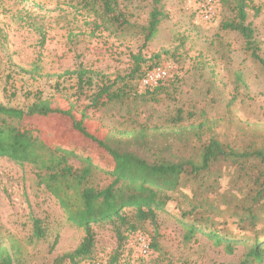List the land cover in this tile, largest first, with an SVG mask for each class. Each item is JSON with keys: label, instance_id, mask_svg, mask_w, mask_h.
Instances as JSON below:
<instances>
[{"label": "rangeland", "instance_id": "1", "mask_svg": "<svg viewBox=\"0 0 264 264\" xmlns=\"http://www.w3.org/2000/svg\"><path fill=\"white\" fill-rule=\"evenodd\" d=\"M243 2L245 24H251L258 53L264 58V0ZM237 3L217 0L216 16L206 22L195 12L192 0L121 2L119 8L128 25L121 29L109 24L113 31H105L103 27L95 29L94 23L99 24L100 19L93 0H0V105L26 112L34 94L43 99L53 97L56 106L71 109L74 119L83 121L94 137L103 139L110 134L126 141L146 131L145 143L155 148L157 156L173 161L195 156L198 144L193 129L206 122L212 134L235 148L264 145V69L250 57L242 36L222 27L226 21L237 20ZM152 10L160 11L159 25L152 40L145 43ZM159 53L165 54L160 62L170 65L177 78L158 95L157 103L130 97L124 105L83 114L87 101L76 98L73 81L65 78L57 83L58 75L80 64L107 76L127 77L135 67L133 56L148 61ZM177 113L181 123L172 121ZM21 126L37 130L50 145L62 144L90 158L102 170L113 168L105 151L73 131L70 118L35 115L23 118ZM205 139L201 137L203 142ZM71 163L80 166L77 161ZM35 172L32 166L0 158V234L19 245L26 264H54L79 245L84 232L67 222L58 201L38 184ZM98 180L100 185L108 182L105 176L99 175ZM210 180H214L215 192L199 193L213 206L211 219L224 222L223 228L238 239L251 236L249 226L239 231L232 219L215 218L217 210L227 205V214L247 205L245 197L237 193L243 183L233 169L217 164ZM191 188L195 187L188 183L180 191L188 195ZM174 206L168 204L157 214L154 225L144 223L139 231L147 242H155L157 251L152 249L142 257L138 246L129 244L124 247L121 264H237L242 260L244 245L228 253L223 245L215 246L202 235L185 241ZM258 214L256 230L264 228V207ZM35 219L43 220L46 227L43 239L34 235ZM94 231V258L105 263L117 248V239L108 225L94 227ZM63 264H69L68 260ZM253 264H264V257Z\"/></svg>", "mask_w": 264, "mask_h": 264}, {"label": "trees", "instance_id": "2", "mask_svg": "<svg viewBox=\"0 0 264 264\" xmlns=\"http://www.w3.org/2000/svg\"><path fill=\"white\" fill-rule=\"evenodd\" d=\"M130 1L93 0V4L98 5L96 12L100 19L99 24L94 23L95 29L103 27L105 31H113L107 26L109 24L123 29L124 25H128V20L119 7L121 2ZM245 7L243 0H238L234 8L237 20L226 21L222 27L238 32L244 39L245 49L250 57L264 69V58L258 53L259 47L253 39L251 24H245ZM159 17L160 11L152 10L144 34L145 43L155 36ZM164 53H159L148 61L140 56H133L135 67L127 77L107 76L80 64L74 70L58 75L57 83L61 82L60 79L65 81V78L73 81L76 98L84 97L87 101L83 114L89 110L101 111L114 104L124 105L130 97L135 101L157 103L158 95L172 86L177 74L173 73L169 79L154 87H141L140 80L147 71L164 63L160 62ZM141 64L145 65L144 68H141ZM60 92L61 90H57L56 94ZM52 99L53 97L43 99L40 94H34V101L26 112L0 105V158L21 166H32L36 171L38 184L43 185L58 201L66 214L67 222L83 230L84 236L79 245L54 264L60 261L59 264H63L64 260H68L69 264H121L124 247L129 244L137 246L136 238L142 236L139 231L143 229V224L148 222L154 225L157 214L165 211L170 203L179 212L178 222L184 229L185 241L189 242L196 235H202L213 241L215 246L223 245L228 253H232L235 246L244 245L247 247L245 254L237 264H253L263 260L264 228L255 229L260 224L258 212L264 207L263 144L235 148L212 134L211 126L206 122L193 129V136L198 144L195 156L173 161L157 156L155 148L145 143L146 131H139L126 141L110 134H106L103 139L94 137L87 131L83 121L74 119L71 109L59 108ZM35 115H62L70 118L73 131L105 151L113 160V168L102 170L90 158L75 154L62 144L50 145L41 139L37 130L21 126L23 118ZM172 121L181 123V115L177 113ZM201 137H206L204 142ZM71 161H77L80 166L75 167ZM220 163L231 167L241 180L243 186L237 193L245 197L249 206L242 205L227 214V205L224 210H217L215 218L232 219L239 231H245L249 226L253 229L251 236L238 239L223 228L226 227L224 222L211 219L209 213L213 211V206L201 198L199 191L210 194L215 192L214 180H210V176L212 168ZM99 175L105 176L108 182L100 185ZM188 183L195 188H191L187 195L180 190ZM182 205L186 208H182ZM107 225L111 227L118 246L103 263L94 258V227ZM45 230L43 220H33L36 238L43 239ZM56 242L57 237L53 243ZM148 244L150 252L152 249L157 251L155 242L148 241ZM0 264H26L19 245L1 234Z\"/></svg>", "mask_w": 264, "mask_h": 264}, {"label": "built area", "instance_id": "3", "mask_svg": "<svg viewBox=\"0 0 264 264\" xmlns=\"http://www.w3.org/2000/svg\"><path fill=\"white\" fill-rule=\"evenodd\" d=\"M191 1V0H187ZM196 5L195 12L202 18V20L209 22L213 20L217 13V0H192ZM173 74V70L168 64H160L151 70L147 71L140 80L141 87H154L160 82L169 79ZM137 246L140 256L146 257L149 255V244L142 238L137 237ZM95 264H100L99 262Z\"/></svg>", "mask_w": 264, "mask_h": 264}]
</instances>
